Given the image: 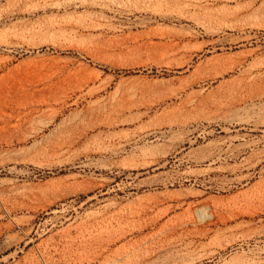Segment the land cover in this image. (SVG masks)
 Masks as SVG:
<instances>
[{
	"label": "rangeland",
	"instance_id": "374dc122",
	"mask_svg": "<svg viewBox=\"0 0 264 264\" xmlns=\"http://www.w3.org/2000/svg\"><path fill=\"white\" fill-rule=\"evenodd\" d=\"M0 264H264V0H0Z\"/></svg>",
	"mask_w": 264,
	"mask_h": 264
},
{
	"label": "bare ground",
	"instance_id": "6f19581e",
	"mask_svg": "<svg viewBox=\"0 0 264 264\" xmlns=\"http://www.w3.org/2000/svg\"><path fill=\"white\" fill-rule=\"evenodd\" d=\"M67 64H74V62L72 60H69L67 62ZM2 96V95H1ZM8 96V95H7ZM13 98V96L11 97ZM176 153V152H175ZM192 160V159H191ZM185 161V160H184ZM162 166V165H161ZM160 166V167H161ZM173 178V177H172ZM178 180V179H177ZM192 180V179H191ZM185 181V180H184ZM186 182V181H185ZM189 182V181H188ZM157 183V182H156ZM180 185V184H179ZM163 188L167 187L165 184H162ZM161 189V187H160ZM143 190V189H142ZM144 193V200H146L147 202V206L149 208H151V205L153 206H157L159 204H162V202H164L163 198H162V191H159V188L158 186L155 184V185H152V186H146V189L144 191H142ZM159 192H162V193H159ZM138 193V192H137ZM145 205H143L144 207ZM164 206V205H163ZM196 208V207H195ZM208 208L207 207H203L201 206L199 208V210H196L198 212V214H203V218L205 219H208L209 221H214L216 220V213L215 214H210L207 210ZM193 211V210H192ZM193 213V212H192ZM195 215V214H194ZM197 215V214H196ZM197 217V216H195ZM200 217V216H199ZM201 218V217H200ZM202 219V218H201ZM197 220V219H196ZM204 220V219H203ZM205 222V220H204Z\"/></svg>",
	"mask_w": 264,
	"mask_h": 264
}]
</instances>
